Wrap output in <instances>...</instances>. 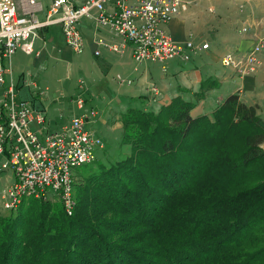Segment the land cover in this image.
I'll return each mask as SVG.
<instances>
[{"label": "trees", "instance_id": "trees-1", "mask_svg": "<svg viewBox=\"0 0 264 264\" xmlns=\"http://www.w3.org/2000/svg\"><path fill=\"white\" fill-rule=\"evenodd\" d=\"M160 109L124 113L130 152L80 172L72 214L50 196L2 216L0 264H264V120L255 105L231 93L210 113L192 115L180 96ZM106 212H118L128 239L98 231Z\"/></svg>", "mask_w": 264, "mask_h": 264}, {"label": "built area", "instance_id": "built-area-1", "mask_svg": "<svg viewBox=\"0 0 264 264\" xmlns=\"http://www.w3.org/2000/svg\"><path fill=\"white\" fill-rule=\"evenodd\" d=\"M109 1L83 0L76 6L72 0H50L44 19H39L41 5L36 0H0V169H9L15 176L14 182L0 195L7 210L17 208L24 198L45 200L56 196L65 212L72 214L76 204L72 196L76 176L72 169L94 162L95 150L103 148L101 139L86 127L96 113L93 109L50 131L45 125L44 112L18 99L15 86L6 83L10 57L17 50L32 53L41 28L60 24L66 44L75 53H81L84 40L78 22L94 9L97 23L108 26L122 39L120 44L109 47L120 51L124 43H131L132 57L138 62H165L176 56L189 60L209 46L194 43L192 38L176 42L162 27L186 10L193 0H113L114 7L107 12L105 4ZM253 26L245 23L240 31L248 32ZM96 42L107 45L102 38ZM94 53L97 55L98 50ZM261 53H264V36L257 38L243 54L223 55L221 64L239 76L249 75L261 65ZM149 91L154 97L159 93L155 85ZM77 103L81 107L83 100L78 98Z\"/></svg>", "mask_w": 264, "mask_h": 264}, {"label": "crops", "instance_id": "crops-1", "mask_svg": "<svg viewBox=\"0 0 264 264\" xmlns=\"http://www.w3.org/2000/svg\"><path fill=\"white\" fill-rule=\"evenodd\" d=\"M36 1L41 5V10L37 16L39 19H44L50 0ZM236 1L194 0L186 11L163 24L164 31L176 42L183 43L189 38H203L202 41H206L209 46L193 55L199 59L193 67L184 69L179 66L180 68L174 69L181 77L176 89H171V82L164 83L163 79H159L160 86L153 84L157 88L159 87V93L155 97L152 95V100L157 109L162 105H167L172 98L180 96L194 104L190 111L192 115L210 113L231 93H238L240 100L246 104L263 105L264 94L262 92L261 94L257 93L255 89L257 85L260 86L261 77L264 74V53L259 55L261 65L253 74L239 76L228 69L229 76L238 75V82L234 88H227L225 93L217 95L212 102L207 101L214 94L212 88L228 76L224 70L219 69V66L224 67L221 64V57L227 53L235 55L245 53L251 48L254 41L264 34V20L262 19L264 0H240L245 5L243 14L238 10ZM72 2L77 6L83 0H72ZM113 7V0L105 4L107 12L111 11ZM96 14L97 11L93 9L89 15L81 17L78 22V28L84 40V49L81 53H75L66 44L60 24H51L39 30V35L33 42L34 50L32 53L27 54L22 50H17L10 57V73L6 75V83H12L15 86L18 99L28 101L34 108L43 111L45 118L47 115L45 120L47 130H56L68 122L60 124L59 121L54 120L55 113L53 114L54 117H48L49 100L58 98L56 91H53L52 95H41L37 94L36 88H39L40 85L44 87V90H47V86H43L42 82L48 80L47 76L55 73L61 65L68 66V68L75 65L77 72L82 74L89 83H93L97 77L105 76L107 73H111L112 80H114V76L115 78L118 76L120 80L126 78L125 87H118V91L115 88V96L118 99H132L140 90L150 92L149 88L152 85L146 86V84L152 79H150L147 67L139 64L145 61L134 60L131 43H124L120 51L112 50L109 44H120L122 39L108 26L99 25L95 19ZM244 21L255 24L247 33L240 32ZM98 38H102L107 45L98 44L96 42ZM95 50H98L97 55L94 53ZM172 59L158 62L161 64L164 73L167 72L165 64ZM72 63L74 64L72 65ZM203 81H211L212 84L203 91L201 96H198ZM78 83V87L84 90L83 81L80 79ZM120 85L123 84L118 83V86ZM82 93L83 91L78 94L76 99L72 98L76 109L80 111L84 108L86 100L82 97ZM1 95L2 88H0V98ZM246 95H249L247 98L250 101L242 98ZM78 98L83 100L81 107L78 106ZM112 100L110 99L109 102ZM73 114H75L74 111ZM95 116L96 113L93 116L94 119H90L91 122L106 123L104 118L100 117L96 120ZM10 173L13 178V173Z\"/></svg>", "mask_w": 264, "mask_h": 264}, {"label": "rangeland", "instance_id": "rangeland-1", "mask_svg": "<svg viewBox=\"0 0 264 264\" xmlns=\"http://www.w3.org/2000/svg\"><path fill=\"white\" fill-rule=\"evenodd\" d=\"M236 5H238L237 6L238 10L242 13L245 8L244 2L242 3V1L237 0ZM182 12H180L179 14H181ZM263 17H264V14H263ZM262 19L264 20V18ZM245 23L247 22L244 21L242 25ZM262 36H264V34H262ZM192 39L194 43H201V44L207 43L206 41H202L203 38H192ZM179 58L180 57L176 56L165 64L166 71H167L166 73L162 71L161 64L158 62H154V61L146 62L145 61L144 63L143 62L139 63L147 67V70L150 74V79H152L150 82H148V84H146V86L153 85V84H156V86H160L159 79L161 80L163 79L164 83H168L169 81L171 82V85H170L171 89H176L177 83L180 81L181 77L179 74H177L174 71V69L180 68L179 66H182L184 69H189L193 67L194 65H196L197 62L199 61V59H197L196 56L191 57L190 60L188 61H183L182 59H179ZM74 60H75V57H74ZM73 64L74 63H72V65ZM219 69L221 71L224 70V73L228 75V72H229L228 69L230 68H227V67L224 68V67L219 66ZM230 70L236 73L235 70L233 69H230ZM237 76L228 75L224 80H220L219 84H217L214 88H212V91L214 94L211 98L207 99V101L212 102V100L215 99L217 95H219L220 93L221 94L225 93L227 88H234V86L238 82ZM47 77H48V80L43 81L42 85L47 86L48 89L44 90V87H41L39 85V88H36V92L37 94H41V95H45V94L52 95L53 91H56V93L58 94L57 99L49 100L50 101V110L48 111L49 118L54 117L53 114L55 113L56 116L54 120L59 121L60 124L66 123L72 119L73 115L75 114L79 115L81 114V112L85 110L89 111L93 109L96 112V116H95L96 120L100 117L106 120V123H103L101 121H96V122H89L88 124H86L87 128L91 130L93 129L95 134L98 137H100L101 141L103 142V148H97L95 150L96 159L94 162L89 163V164H84L79 167H74L72 169L73 174L76 176L74 178V184L72 188V196L73 198H75L76 187L77 185L79 186L82 184V179L79 180L78 176H80V174L85 169H87L91 165H96L97 162L109 164L113 161L121 160L124 156H126L130 152V147L127 144L122 143V137H123V119L122 118H123L124 113L129 108H135V109L144 108V109L151 110L154 113H157V112H160L161 111L160 108L165 105H162L159 109H157V107L155 106V103L152 100V94L150 92H146L145 90H140L132 99H118V97L115 96V88L118 91V87H121V86L125 87L127 83V79L124 78L123 80H120L118 76L116 78L114 76L113 77L114 80H112L111 73H107V75L105 76L101 75L100 77H97L93 83H89L82 74L77 72V70L75 69V65L72 66V68L71 67L68 68V66L66 67V66L61 65L60 68L56 70L55 73L48 75ZM80 79L83 81L84 90L78 87L79 86L78 82ZM118 83L123 84V85L118 86ZM82 91H83L82 97L84 99L86 98V100H85L84 108L80 111L76 109V106L74 105L75 103L72 102V98L76 99L78 97V94H80ZM255 91L259 94H261V92L262 94H264V74L261 77L260 86L257 85V88L255 89ZM200 93L202 95L203 90L198 93V96H201ZM248 96L249 95H246L245 97H242V98L246 99L247 101H250L247 98ZM110 99H113V100L109 102ZM253 105H255L256 107L257 114L260 115L261 118L264 120V103L263 105H258V106L256 104H253ZM193 106L194 104L192 103V108ZM73 111L75 114H73ZM46 118H47V115H46ZM260 146L264 148V141L261 143ZM10 172L11 171L9 169H0V195L3 189H6V187L12 184L15 180L14 174L12 178ZM32 199L33 197H29V198H24L22 201L32 200ZM96 204H99L98 201L96 202ZM10 210L12 209L7 210L3 207L1 198H0V218L2 216L8 215L11 212ZM105 216H107L108 218L105 221H103L104 223H101L102 226L98 228V231L101 232V234L105 238L107 239L111 238L113 240H118L119 238L126 240L129 238V235L132 234L133 231L128 230V228H125V230L118 228V222L121 218L118 215V212H106L102 214L101 218L104 220ZM76 238H77L76 242H79V243L82 242V237L80 234H78ZM79 243H78V246L81 245ZM134 243L135 242L132 243L133 246H134ZM128 244H130V242Z\"/></svg>", "mask_w": 264, "mask_h": 264}]
</instances>
